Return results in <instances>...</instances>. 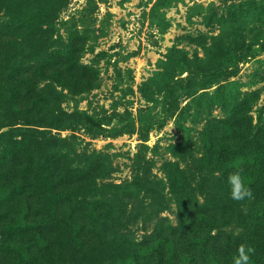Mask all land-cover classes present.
Segmentation results:
<instances>
[{"label":"rangeland","instance_id":"rangeland-1","mask_svg":"<svg viewBox=\"0 0 264 264\" xmlns=\"http://www.w3.org/2000/svg\"><path fill=\"white\" fill-rule=\"evenodd\" d=\"M0 71V218L15 234L0 264H46L47 221L36 197L27 205L9 187L11 148L46 168L57 209L72 211L78 235L55 243L56 264H88L72 251L98 243L90 264H131L117 254L130 240L145 243L144 264L172 226L196 230L203 216L233 262L229 235L264 217L242 203L224 204L240 223L217 219L218 155L231 166L254 157L220 151L237 142L225 122L264 124V0H0Z\"/></svg>","mask_w":264,"mask_h":264},{"label":"trees","instance_id":"trees-1","mask_svg":"<svg viewBox=\"0 0 264 264\" xmlns=\"http://www.w3.org/2000/svg\"><path fill=\"white\" fill-rule=\"evenodd\" d=\"M1 74H3V72L0 71V94H3L1 91L3 88L1 87L4 86L5 81L2 79ZM243 115L244 119L242 120L244 122V126H242L240 130L236 129L238 126V117H234L225 122L232 128L234 138L237 142L235 147H230L227 150L223 149L220 151L228 155V158L236 155H243L246 157L247 155H253V153L254 157L253 160H247L244 164L241 163L236 166H231L228 165L225 159L218 155L220 160H218L219 176L217 178V184L221 189L219 190V198L223 201V208H220L222 214H217V219H219V223H222L223 226L230 225L231 223H240L239 216L238 218L235 216L229 217V214H226L225 205L228 207L232 204L236 208L239 204L249 203L251 205L264 207V124L257 127V129H254L251 116L249 114H246V116L245 114ZM16 142L20 141L18 140ZM206 146L208 147V150H210H207V155L212 154V147L208 144H206ZM6 153L11 156V158L8 159L7 164V169L9 170L8 177L10 179L9 187L12 189V193L16 194V197L24 199L23 201L27 205L35 203L34 197H36V203L40 205V209L35 208L38 213L37 215L40 214L43 221H47L48 227V229L45 227L46 230L42 229L43 238L44 240L47 239V242H44V240L42 242L44 244L42 251L45 253L44 257L46 258V264H56L57 257L52 255V247L55 243L59 241H68V244L71 243L70 245H73L78 235V227L76 228L75 226L70 225L72 211L57 209L55 204L56 197L55 194L52 193L53 184L56 182H48L46 177L43 178V175L46 174V168L44 169L42 166L40 169L38 168L35 170V168L32 167L30 158L29 160H24L23 158L16 157L18 154L17 152H14V148H11V150ZM169 164L170 163H168V165ZM47 167H50V162H48ZM66 170L72 171L71 167ZM51 171L52 170L49 169V173L47 175H51L56 181L62 176L61 174H57V177H55ZM231 172H240L246 185L249 186L253 192L252 199H245L242 201H235L231 199L230 189L227 182V177ZM3 186L7 187L5 184H3ZM124 186L126 185H117L116 187L121 188ZM93 193L94 192L92 191V194ZM208 203H211V201H208V198H206L202 203H198V201L196 203V206L203 210L202 213L204 215L209 209ZM58 212H61L60 217L63 219L55 220L54 225L49 227L48 222L52 220L53 216H57ZM217 212L218 210H212L213 214H216ZM247 219L248 218L245 217L243 220L242 226L244 230L242 232L240 231L237 234H230L228 237L229 242L226 244L230 246L232 250L236 251L239 245L247 241L257 243L264 248V217L255 219L257 223L254 222V220L249 222ZM206 220L207 217L203 216V223L198 225L197 229L195 228L196 230L190 228L194 227L192 223L187 225L183 224L179 226H172V231L174 233L172 238L168 237L166 240L164 237L165 244L153 249L150 254H148L147 262L144 264H212L213 262H219L220 264H233V262L227 260L226 258H221L215 253V249L212 244L213 239H215V237L219 238L222 233L219 232L220 234H210V229H207L206 224L204 223ZM193 231H196L198 235L192 236L191 233ZM12 237H15V234L11 226H7L0 218V248L2 247L3 249H6V246L10 243ZM219 242L223 243V241ZM142 246L144 249L145 243L142 241L130 240V242L126 243V245L124 244L120 252L117 254L125 256L127 260L130 257V254H133L132 259L126 261V263L141 264L138 256L143 253L140 251ZM168 246L171 250L170 254L166 251ZM101 248L102 243L92 246L84 244L81 248L73 250L72 252L75 254L76 251H78L76 255H78L81 260L84 259L86 263L90 264L89 262L92 261ZM32 263L43 264L40 259L34 262L31 257L28 262L23 260L20 261V264ZM250 264H264V259L257 254L255 257H252Z\"/></svg>","mask_w":264,"mask_h":264},{"label":"clouds","instance_id":"clouds-1","mask_svg":"<svg viewBox=\"0 0 264 264\" xmlns=\"http://www.w3.org/2000/svg\"><path fill=\"white\" fill-rule=\"evenodd\" d=\"M227 182L230 189V197L235 201H242L245 199H252L253 192L249 186L246 185L240 172H231L227 177ZM255 249L252 246L245 244L239 245L233 256V264H250Z\"/></svg>","mask_w":264,"mask_h":264}]
</instances>
